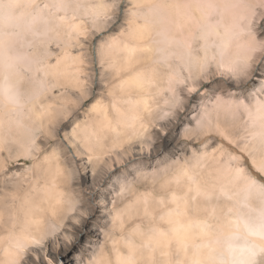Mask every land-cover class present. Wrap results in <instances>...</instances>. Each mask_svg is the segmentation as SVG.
I'll use <instances>...</instances> for the list:
<instances>
[{"label":"bare ground","instance_id":"obj_1","mask_svg":"<svg viewBox=\"0 0 264 264\" xmlns=\"http://www.w3.org/2000/svg\"><path fill=\"white\" fill-rule=\"evenodd\" d=\"M107 2L44 0L41 3L38 0H0V171H7V163L11 159L16 160L19 155H31L34 158L29 170L34 173L28 179L20 177L23 182L29 180V184L22 188L24 191H20L21 194L17 195L18 190L13 192L17 201L14 207H10L13 208L10 215L6 214L7 217H4V211L0 209V264H15L27 247L43 245L45 236H37L31 230L34 226L41 227L43 222L35 213L42 208L43 200L52 197L59 201L63 193L56 184L57 173L62 168L58 162L53 165V161H50L55 157V152L41 157L48 163L41 167L38 157L41 143L38 138L28 140L29 143L25 139H30V134L38 129L47 138L54 136L50 126L61 111L56 99H64L60 94L65 91L57 87L59 91L56 92L55 87L54 90L50 89L52 86L48 92H43V89H47V83L58 86L71 83L73 88H80V73L83 70L77 63L80 53L75 57L65 46L63 48L66 51L63 53H53L56 56L52 61L45 60L43 54L53 52L49 47V40L62 41L65 31L71 36L73 32L84 31L89 20L101 19L107 11ZM131 2V18L127 30L119 36L117 34L115 38L111 36L106 46L104 45V52L111 59L108 63L110 66L114 65L116 75H119L109 88L114 94L110 107L113 111L96 102L83 118L74 120L63 135L78 150L75 151L76 155H84L85 162L92 166V170L96 169L93 164L97 163V154L107 145L113 148L116 142H120L123 133L134 131L135 123L141 120V114L149 108L151 94L147 91L150 90V85H154L155 74L161 63L170 65L168 58L171 55L183 59L186 64L193 61V58L200 59V53L205 54L213 39H219V43H215H218L217 49L223 51L220 44L228 46L229 34L233 33L224 12L229 11L234 0ZM206 8L210 9L206 11ZM85 20H88L87 23ZM190 25L196 26L194 31L189 28ZM211 33L215 37L210 42L208 38ZM197 40L200 41L201 52L197 45L194 46ZM181 46H185L184 53L180 50ZM210 52L208 56H216ZM119 57V64H114ZM211 59L210 57L208 60ZM126 70L129 71L125 73ZM170 71V76L176 73L175 70ZM84 79L83 84L86 82ZM258 101L248 112L264 118V98ZM78 147H82L84 151H79ZM248 152L250 150L244 153ZM240 157L241 153L229 155L233 159ZM255 160L253 159L254 163ZM256 165L264 167V158ZM203 166L205 167V163ZM207 166L208 173L200 177L197 176L199 172H191L189 167L174 173L176 180L185 176L190 184L183 190L174 187L169 198L171 203L168 205H165L164 198H158L161 205L158 217L162 223H149L146 228L142 226L143 220L140 219L132 226L127 238L118 240L112 259L109 253L100 252L101 254L94 255L91 262L261 264L264 261V200L258 202L254 195L259 192L264 194V183L246 173L245 168L240 165L231 167L229 173L228 168L219 166L218 162L217 166ZM40 170L45 174L42 179ZM139 198L136 195L134 201ZM222 200L224 207L221 205ZM142 214L150 216L153 213L144 210Z\"/></svg>","mask_w":264,"mask_h":264},{"label":"rangeland","instance_id":"obj_2","mask_svg":"<svg viewBox=\"0 0 264 264\" xmlns=\"http://www.w3.org/2000/svg\"><path fill=\"white\" fill-rule=\"evenodd\" d=\"M106 1L108 8L104 17L88 23L85 20L86 28L82 33L73 32L74 38L65 31L62 41L49 40L53 52L43 54L45 60H54L56 55L66 51V47L75 57L80 53L77 63L83 71L80 88H73L71 83L61 86L47 83V89H43L48 92L52 86L50 89L56 88V92L70 90L60 94L64 99H56L61 111L50 126L54 136L47 138L38 129L34 131L35 137L32 132L30 139H25L29 143L28 140L38 138L41 143L43 149L38 152L41 167L48 164L41 157L55 152L50 161L53 165L58 162L62 168L57 173L56 184L63 193L59 201L52 197L42 201V208L35 215L43 222L41 227L34 226L31 230L37 236H45V241L42 246L27 247L15 264H93L92 258L100 252L109 253L112 259L118 240L128 237L135 222L143 220L142 226L146 228L149 223H162L158 217L161 209L158 198H164L168 205L174 187L183 190L190 184L187 177L176 180L174 174L188 167L191 172H199L197 176L200 177L208 173V164L217 166L218 162L219 166L228 168L227 173L231 167L240 165L246 173L264 183V167L256 165L264 158V118L248 112L264 98V0H234L233 8L226 9L228 12L224 14L229 20L226 22L233 33L228 36V46L220 44L223 51L217 49L219 39H215L218 42L215 43L211 33L208 41H213L209 42L205 54L200 53V59L193 58L194 62L186 64L183 59L171 55L168 58L170 65L161 63L154 85L148 86L149 108L135 123L134 131L127 130L113 148L107 145L97 154V163L93 164L95 170L85 162L84 155H76L78 150L63 136L72 122L83 118L96 102L113 111L110 107L114 94L109 88L119 75H116L114 65H109L111 59L104 48L111 36L115 38L127 30L132 2ZM189 28L194 31L196 26ZM196 45L201 52L199 40L194 42ZM180 50L184 53L185 46ZM210 51L216 56H208ZM210 57L212 59L208 60ZM117 60L114 64H119L120 57ZM168 69L176 73L170 76ZM83 78L86 84H83ZM78 148L84 151L82 147ZM247 150L251 153H244ZM236 153H241L242 157L229 158ZM33 162L31 155H19L7 163V171H0V209L4 211V217L10 215L13 209L10 207L17 201L14 190H18L17 195L21 194L22 188L29 184V180L23 182L21 178L31 177L34 171L30 173L29 170ZM17 177H21L20 180ZM136 195L140 198L134 201ZM254 198L261 202L264 194L256 193ZM142 210L153 214L146 216ZM260 263L264 264V261Z\"/></svg>","mask_w":264,"mask_h":264}]
</instances>
